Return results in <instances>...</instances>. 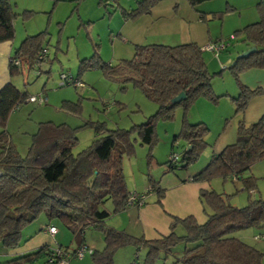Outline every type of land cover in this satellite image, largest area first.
I'll return each instance as SVG.
<instances>
[{
	"label": "trees",
	"instance_id": "1",
	"mask_svg": "<svg viewBox=\"0 0 264 264\" xmlns=\"http://www.w3.org/2000/svg\"><path fill=\"white\" fill-rule=\"evenodd\" d=\"M76 1L74 8L80 2ZM157 1L137 0L133 8H121L120 14L124 19H136L149 13ZM188 1L194 6L206 0ZM257 10L259 19L237 32L244 36L247 48L255 46V51L247 56L235 57L234 63L228 67L238 86V94L232 96L235 113H243L252 97L264 93L260 86L251 88L239 79L240 74L249 68H264V1L257 4ZM30 11L25 9L18 13L12 0H0V42L13 40L15 19ZM200 18L204 19V16ZM46 33L40 30L28 34L13 47L8 60L10 80L0 87V244L6 248L19 246L22 228L44 214L49 220H62L79 240L76 247L85 244L83 232L87 227L98 228L102 234V248H93L89 253L95 264H113L114 252L126 245L136 249L146 247V260H153L161 251L171 252V247L180 241L186 246L175 259L182 264H261L264 254L227 234L252 225H264V199H252L236 207L223 193L211 187L201 189L199 199L206 215L205 221L198 223L193 215L172 216L168 234L155 239L136 237L104 223L113 213L131 205L140 206L128 201L132 192L127 190L121 166L122 155L134 151L133 141L152 145L156 137V118L171 119L173 110L178 106L186 111L199 95L214 101L220 96L212 90L214 73L207 70L201 47L192 41L175 45L134 43L132 56L115 63L102 61L97 50L91 56L82 58L79 73L98 67L113 81L131 83L148 100L157 104L155 113L129 128L108 129L102 122L85 123L93 127L99 136L76 154L73 152L77 142L74 128L67 123L41 121L32 134L27 153L21 156L9 137L5 123L10 112L29 101L30 94L19 90L11 82V77L24 69H36L39 62L47 58ZM180 93H183V98L172 102V98ZM40 94L46 97L43 102L46 103V93ZM207 131L205 123L190 122L184 114L173 141L181 138L185 146L175 161L169 158V170L187 168L198 158L207 145ZM262 158L264 113L249 124L240 120L235 140L213 153L191 179L209 181L219 176L223 180H239L244 189L252 190L256 186L255 178L245 173ZM149 183L148 191L144 193L154 192L156 202L160 203L165 188L152 180ZM106 202H110V208L103 207ZM178 226L184 229L183 234L176 233ZM187 244L191 246L187 247ZM48 247L44 244L34 251L0 261V264H29L41 256L44 257L42 264H47Z\"/></svg>",
	"mask_w": 264,
	"mask_h": 264
},
{
	"label": "rangeland",
	"instance_id": "2",
	"mask_svg": "<svg viewBox=\"0 0 264 264\" xmlns=\"http://www.w3.org/2000/svg\"><path fill=\"white\" fill-rule=\"evenodd\" d=\"M136 1L80 0L74 8L76 0H57L55 5L53 0H17L14 9L18 13L25 9L31 11L20 14L14 21V46L16 47L28 34L40 30L47 32L45 35L47 58L41 60L36 69H24L22 73L11 77V82L19 90L27 91L30 95L44 92L47 96L46 103L29 101L22 103L10 112L6 120L5 128L21 156L27 153L32 134L41 121L67 123L74 128L77 142L73 152L76 154L99 136L95 134L93 127L85 123L102 122L108 129L129 128L133 124L144 122L155 113L157 104L148 100L141 90L131 83L121 84L113 81L98 67L81 73L78 71L80 60L91 56L96 50L101 60L105 62L115 63L121 58L132 56L134 42L122 44L119 39H115V35L124 19L120 15V7L133 8ZM262 1L264 0H206L193 6L188 0H158L152 9L160 15V20L153 17L154 14L141 15L142 19L135 25L139 34L144 27H146L144 31L149 27L147 22L152 20L155 22L152 28L149 27L151 31L144 34L149 35L159 29L161 31L159 35L156 34L158 38L149 40L154 43L168 45L182 43L180 34L175 29L180 25L182 27L180 22L182 20L188 23L185 28H191L192 32L198 33V39L202 41L197 43L200 47L221 41L225 42L226 47L218 56L213 51L201 48L207 70L214 73L211 81L212 90L220 95L218 99L214 101L199 95L186 111L178 106L173 110L171 119L156 118V137L153 144H141L135 140L134 151L129 155L126 153L122 155L121 166L128 191L144 193L148 191L151 180L164 187L168 180L186 177L196 167L204 166L210 160L215 153L212 149L216 141L222 140L227 145L235 140L240 120L249 124L264 113V93L252 97L243 113H235L232 96L238 94V86L228 69L234 58L247 48L244 36L237 32L248 23L259 19L257 4ZM201 15L204 19L200 18ZM129 25L131 24L127 26ZM194 41L193 39L192 42ZM228 58L230 59L226 61ZM246 71L240 74L239 79L242 83H248L249 85H246L251 88L260 86L264 90V68L253 67ZM61 72L68 73L73 80H80L83 85L74 86L71 83L60 85ZM184 114L190 122L206 124L207 145L187 168L177 167L169 170L167 161L170 154L175 152L180 155L185 146L181 138L173 141V136L179 132ZM1 128L0 125V130ZM247 173L255 178L256 186L252 190L244 189L239 180H223L219 176L212 177L209 184L215 191L223 193V196L225 195L236 207L243 206L252 199H264V158L255 161L245 174ZM103 207L110 208V202H106ZM109 218L104 221L106 225ZM48 222H52L58 228L55 237L58 244L71 249L78 245L79 240L75 239L62 220L56 218L49 220L47 216L40 214L22 228L19 246L31 235L40 232V228ZM176 233L183 234L184 229L178 226ZM227 235L239 238L264 254V225H252L234 230ZM101 236L98 228L87 227L83 232V242L101 249L103 245ZM185 246L183 241L177 242L171 247V252L161 251L153 260H146V247L136 249L126 245L114 252L113 264H182L175 258L183 253ZM190 246L187 244V247ZM73 260H78V263L71 264H95L89 253H86L82 261L76 258ZM43 261L44 257L41 256L29 264H42ZM261 264H264V255Z\"/></svg>",
	"mask_w": 264,
	"mask_h": 264
},
{
	"label": "crops",
	"instance_id": "3",
	"mask_svg": "<svg viewBox=\"0 0 264 264\" xmlns=\"http://www.w3.org/2000/svg\"><path fill=\"white\" fill-rule=\"evenodd\" d=\"M56 1L57 0H53L54 5ZM13 2L15 8L18 2L17 0H14ZM121 8L125 7H120V9ZM154 10L155 9H151L149 13L143 15L150 16L154 14L153 17L160 20V15L156 14ZM141 19L142 16H139L136 19H123L122 24L117 28L118 33L115 35V39H119L120 43L122 44L126 42H154L149 40L158 38L157 36L161 32L160 29L159 31L151 32L149 35L144 34L145 32L147 33L151 31L149 27L152 28L155 22L152 20L147 22L149 27H147L145 31L144 29L146 27H144L142 32L139 34L135 25H137L138 21ZM180 22H182V27L181 25L179 27H175L177 33L180 34V42H189L191 40L193 41V39L195 40V43L202 42L199 41L197 32H192L191 28H185V26H188L187 22L182 20H180ZM128 24L131 25L127 26ZM183 28H185V30H183ZM157 33L158 35L156 36ZM14 44V40L0 42V87L10 80L8 72V60L12 53ZM229 59L230 58H228L226 61ZM244 84L249 85L246 82H244ZM223 145H225V143L222 140L216 141V144L213 147L214 149H212L213 152H219L223 148ZM201 166L203 165H200V167ZM200 167H196V169L191 171L186 177H183L182 179L168 180L167 184L164 186L165 191L162 198L160 199V203L156 202V194L154 192H150L146 195L145 202L142 205H131L122 211L111 214L107 225L116 229L124 230L136 237L142 236L145 239H155L168 234L172 216L184 217L187 215H193L198 223L204 222L206 215L202 209V204L199 199V192L201 189H209L210 184L209 181H197L191 179V177L198 171ZM49 223L50 222L45 223V225H48ZM41 224L43 225V223ZM50 224L54 225L52 222ZM43 226L40 228V232L31 235L29 239H27L21 246H17L15 248H6L0 244V261L12 258L16 255L34 251L44 244H47L48 246L61 245L57 243L55 238L58 234V228L56 227L57 232L54 235H50L43 231ZM89 246L96 248L91 244ZM85 255L86 254H84V256L81 258L76 259L82 261ZM74 262L78 263V260H73V258H70L68 264Z\"/></svg>",
	"mask_w": 264,
	"mask_h": 264
},
{
	"label": "built area",
	"instance_id": "4",
	"mask_svg": "<svg viewBox=\"0 0 264 264\" xmlns=\"http://www.w3.org/2000/svg\"><path fill=\"white\" fill-rule=\"evenodd\" d=\"M232 37V36H231ZM226 44L224 42H216V43H207L201 48L213 51L215 55H218L219 51L223 50L225 48ZM45 51V50H43ZM60 79L61 84L72 82L75 85H82V82L78 79L73 80V78L68 74L61 72L60 73ZM28 100L30 102H36L38 104H41L45 102L46 97L43 94H37V95H30L28 97ZM169 158L172 161H175L178 158V154L175 152H172L169 156ZM146 197V193L138 194L136 192H132L129 195V203H134L137 205H141ZM43 231L50 235H54L57 232V228L54 225H46L43 228ZM259 236H255V238H258ZM93 247L82 244L75 249H72L71 251L61 247L60 245L55 246H49L48 247V255H47V264H68L70 258H81L84 253L88 252L90 253L92 251Z\"/></svg>",
	"mask_w": 264,
	"mask_h": 264
},
{
	"label": "water",
	"instance_id": "5",
	"mask_svg": "<svg viewBox=\"0 0 264 264\" xmlns=\"http://www.w3.org/2000/svg\"><path fill=\"white\" fill-rule=\"evenodd\" d=\"M255 49H256V47L255 46H250V47H248V48H246L245 50H243L242 52H240L237 56H236V58H238V57H243V56H247L249 53H251V52H253V51H255ZM234 63V62H233ZM232 63V64H233ZM183 93H180V94H178L177 96H175L174 98H172V102H178L180 99H182L183 98Z\"/></svg>",
	"mask_w": 264,
	"mask_h": 264
}]
</instances>
